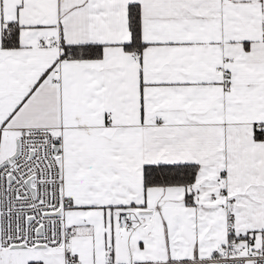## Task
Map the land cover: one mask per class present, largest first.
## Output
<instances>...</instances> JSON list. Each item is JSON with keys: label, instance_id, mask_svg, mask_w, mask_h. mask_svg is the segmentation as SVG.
<instances>
[{"label": "snow or ice", "instance_id": "1", "mask_svg": "<svg viewBox=\"0 0 264 264\" xmlns=\"http://www.w3.org/2000/svg\"><path fill=\"white\" fill-rule=\"evenodd\" d=\"M0 264H264V0H0Z\"/></svg>", "mask_w": 264, "mask_h": 264}]
</instances>
